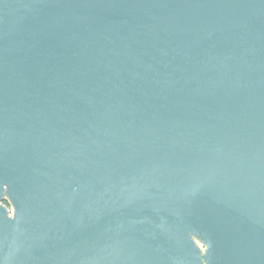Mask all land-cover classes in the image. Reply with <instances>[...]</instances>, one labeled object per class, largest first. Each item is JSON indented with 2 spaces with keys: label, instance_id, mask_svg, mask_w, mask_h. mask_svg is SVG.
<instances>
[{
  "label": "water",
  "instance_id": "water-1",
  "mask_svg": "<svg viewBox=\"0 0 264 264\" xmlns=\"http://www.w3.org/2000/svg\"><path fill=\"white\" fill-rule=\"evenodd\" d=\"M200 263L264 264V0H0V264Z\"/></svg>",
  "mask_w": 264,
  "mask_h": 264
},
{
  "label": "rangeland",
  "instance_id": "rangeland-1",
  "mask_svg": "<svg viewBox=\"0 0 264 264\" xmlns=\"http://www.w3.org/2000/svg\"><path fill=\"white\" fill-rule=\"evenodd\" d=\"M6 202H7V204L2 203L3 206H5L7 209H9V211H12L13 207H12L11 203L9 202V200H7ZM192 240L199 250L200 258H204L205 248L202 247L201 241L196 237H192ZM200 264H205V263H200Z\"/></svg>",
  "mask_w": 264,
  "mask_h": 264
},
{
  "label": "trees",
  "instance_id": "trees-1",
  "mask_svg": "<svg viewBox=\"0 0 264 264\" xmlns=\"http://www.w3.org/2000/svg\"><path fill=\"white\" fill-rule=\"evenodd\" d=\"M4 204H7V202L5 201Z\"/></svg>",
  "mask_w": 264,
  "mask_h": 264
}]
</instances>
